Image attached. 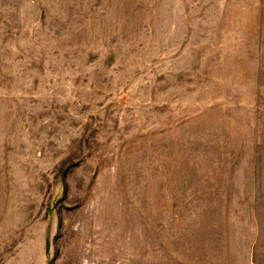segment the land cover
<instances>
[{
	"label": "rangeland",
	"instance_id": "obj_1",
	"mask_svg": "<svg viewBox=\"0 0 264 264\" xmlns=\"http://www.w3.org/2000/svg\"><path fill=\"white\" fill-rule=\"evenodd\" d=\"M0 264H264V0H0Z\"/></svg>",
	"mask_w": 264,
	"mask_h": 264
}]
</instances>
